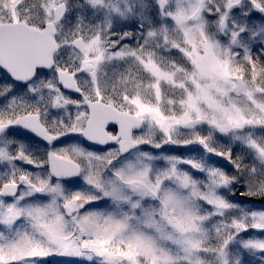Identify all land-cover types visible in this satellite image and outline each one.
<instances>
[{
    "label": "snow or ice",
    "instance_id": "obj_1",
    "mask_svg": "<svg viewBox=\"0 0 264 264\" xmlns=\"http://www.w3.org/2000/svg\"><path fill=\"white\" fill-rule=\"evenodd\" d=\"M56 262L264 264V0H0V264Z\"/></svg>",
    "mask_w": 264,
    "mask_h": 264
},
{
    "label": "rangeland",
    "instance_id": "obj_2",
    "mask_svg": "<svg viewBox=\"0 0 264 264\" xmlns=\"http://www.w3.org/2000/svg\"><path fill=\"white\" fill-rule=\"evenodd\" d=\"M125 30H128V31H135V29H125ZM237 195H239V193H237ZM241 199H244V198L241 197ZM56 264H62V262H56Z\"/></svg>",
    "mask_w": 264,
    "mask_h": 264
}]
</instances>
